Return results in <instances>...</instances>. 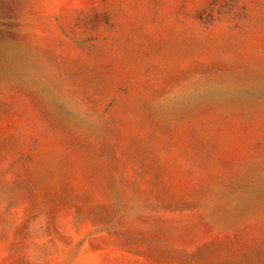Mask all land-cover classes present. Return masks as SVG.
Here are the masks:
<instances>
[{
  "label": "rangeland",
  "instance_id": "374dc122",
  "mask_svg": "<svg viewBox=\"0 0 264 264\" xmlns=\"http://www.w3.org/2000/svg\"><path fill=\"white\" fill-rule=\"evenodd\" d=\"M0 264H264V0H0Z\"/></svg>",
  "mask_w": 264,
  "mask_h": 264
}]
</instances>
